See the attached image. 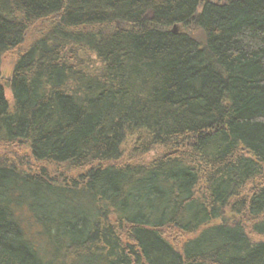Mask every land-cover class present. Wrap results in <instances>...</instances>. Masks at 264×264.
<instances>
[{
  "label": "trees",
  "instance_id": "1",
  "mask_svg": "<svg viewBox=\"0 0 264 264\" xmlns=\"http://www.w3.org/2000/svg\"><path fill=\"white\" fill-rule=\"evenodd\" d=\"M0 264H264V0H0Z\"/></svg>",
  "mask_w": 264,
  "mask_h": 264
},
{
  "label": "rangeland",
  "instance_id": "2",
  "mask_svg": "<svg viewBox=\"0 0 264 264\" xmlns=\"http://www.w3.org/2000/svg\"><path fill=\"white\" fill-rule=\"evenodd\" d=\"M16 56H17L16 52H9L4 55L1 66V77L5 82L9 81V78L13 71ZM7 95L9 99L12 101V97H11L12 94L10 88L7 89ZM29 160L31 161V163H34L31 158ZM224 218L227 220V222H233L239 219L238 216L230 212H226ZM175 236H176V241L181 243L185 238H187L188 235H181L179 232L176 231Z\"/></svg>",
  "mask_w": 264,
  "mask_h": 264
},
{
  "label": "bare ground",
  "instance_id": "3",
  "mask_svg": "<svg viewBox=\"0 0 264 264\" xmlns=\"http://www.w3.org/2000/svg\"><path fill=\"white\" fill-rule=\"evenodd\" d=\"M9 78V77H8Z\"/></svg>",
  "mask_w": 264,
  "mask_h": 264
}]
</instances>
